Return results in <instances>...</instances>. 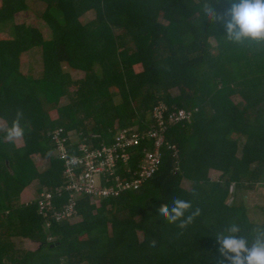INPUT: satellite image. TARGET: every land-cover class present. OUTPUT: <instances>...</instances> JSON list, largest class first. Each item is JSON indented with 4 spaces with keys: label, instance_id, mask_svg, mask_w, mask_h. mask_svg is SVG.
Here are the masks:
<instances>
[{
    "label": "trees",
    "instance_id": "1",
    "mask_svg": "<svg viewBox=\"0 0 264 264\" xmlns=\"http://www.w3.org/2000/svg\"><path fill=\"white\" fill-rule=\"evenodd\" d=\"M40 1L49 39L27 21L14 22L27 0H0V120L9 127L21 111L25 130L17 148L0 129V264H220L217 238L233 225L251 247L264 233V218L249 222L241 192L264 173V42L238 44L207 17L205 6L223 13L225 0ZM91 10L94 18L82 24ZM6 28L10 36H2ZM36 47L39 77L20 70L22 54ZM63 64L83 79L74 81ZM159 103L193 112L191 122L165 132L177 164L164 148L159 170L138 190L95 203L80 197L74 223L47 227L35 202L18 205L32 184L40 194L65 182V161L78 155L83 139L109 144L115 126L144 127ZM58 129L66 159L51 139ZM35 156L48 162L41 172ZM115 174L125 178L123 168ZM175 199L192 203L183 220L200 210L183 229L157 211ZM11 239L38 248L18 251Z\"/></svg>",
    "mask_w": 264,
    "mask_h": 264
},
{
    "label": "built area",
    "instance_id": "2",
    "mask_svg": "<svg viewBox=\"0 0 264 264\" xmlns=\"http://www.w3.org/2000/svg\"><path fill=\"white\" fill-rule=\"evenodd\" d=\"M193 112L184 108L168 107L164 103L149 112L144 127L117 129L109 144L98 147L85 142L78 145V155L66 159L65 138L61 129L51 133L56 154L66 159L65 182L52 191L43 190L34 201L37 214L49 227L51 221L61 225L77 219V203L82 196L95 203L100 199H116L127 190L136 191L159 170L164 148L172 151L178 162V150L169 144L165 132L169 127L191 122ZM130 160L132 165H130ZM123 168L125 178L115 174ZM113 176V183L111 178Z\"/></svg>",
    "mask_w": 264,
    "mask_h": 264
},
{
    "label": "clouds",
    "instance_id": "3",
    "mask_svg": "<svg viewBox=\"0 0 264 264\" xmlns=\"http://www.w3.org/2000/svg\"><path fill=\"white\" fill-rule=\"evenodd\" d=\"M225 2L229 7L223 13H218L214 8L205 6L204 11L207 17L222 25L225 35L238 44L245 41L264 42V0H225ZM22 119L23 113L18 111L15 119L5 131L6 140L15 142L23 138L25 130L21 126ZM191 209L190 201L175 199L171 207L162 204L157 211L168 223L177 224L179 222L177 226L183 229L200 214L197 208L192 211L187 220H183L185 213ZM228 231L230 235L217 238L220 264L224 262L227 264H264V233H261L249 247L248 241L237 235L240 232L238 226L233 225ZM150 245L155 246V241H150Z\"/></svg>",
    "mask_w": 264,
    "mask_h": 264
},
{
    "label": "rangeland",
    "instance_id": "4",
    "mask_svg": "<svg viewBox=\"0 0 264 264\" xmlns=\"http://www.w3.org/2000/svg\"><path fill=\"white\" fill-rule=\"evenodd\" d=\"M27 4H28V10L16 13L14 15V22L20 23V22L27 21L29 25L36 27L41 32L44 39H49L50 30L46 22L40 16V13L42 9L44 8V4L40 0H27ZM93 18H94V13L91 10V11L84 13L80 17V21L82 24H85L91 21ZM10 35L11 33H9V28H6V31L2 32V36H10ZM41 56H42L41 49L37 47L30 49L28 52L23 53L21 57L20 70L23 73H30V75L34 77H39L42 71ZM63 71L69 73L71 78L74 81H81L84 77L83 72L71 70L65 64H63ZM177 93H178L177 89L170 90V94L172 96L176 95ZM118 100H119L118 97L114 99L115 102H118ZM240 100L241 99L238 96L232 97V101L234 103H238ZM67 103H68L67 98H62L60 100V104H67ZM147 118L148 117H146V119ZM7 128L8 126L6 122L5 121L3 122L0 120L1 131L5 132ZM233 137L235 136L233 135ZM242 143L241 144L239 143L240 147ZM13 144L15 145V147L18 148V146L22 145V139L13 142ZM33 163L36 166L38 172H41L44 169H46L48 165L47 161H45L44 159H41L38 156L33 157ZM254 168L255 166L252 165L251 170H253ZM219 177H220V173L218 172H215L210 175V179L212 181H218ZM257 178L258 179L252 183L251 189L241 192V195H243V200L245 201L246 206H247V214H248L249 222L254 223V224H260L264 218V173H262ZM31 186L29 188H26L21 193L18 199V205L25 206V205L33 203L37 199L39 195L38 194L39 185L35 183L33 184V187ZM182 186L185 189H190V184L186 181L182 182ZM0 221L2 223V220ZM76 221L77 219L71 222L74 223ZM138 237L141 240L142 235L138 233ZM10 241L14 244L15 250H18L21 252H26V251L34 252L38 248L37 244L31 243L27 240L11 239Z\"/></svg>",
    "mask_w": 264,
    "mask_h": 264
},
{
    "label": "crops",
    "instance_id": "5",
    "mask_svg": "<svg viewBox=\"0 0 264 264\" xmlns=\"http://www.w3.org/2000/svg\"><path fill=\"white\" fill-rule=\"evenodd\" d=\"M242 142H244V138H240L239 143L241 144ZM242 144H243V143H242ZM240 149H241V147H240ZM213 173H215V172L212 170V171H210L209 175H211V174H213ZM31 187H33V184H32ZM28 188H29V187H28Z\"/></svg>",
    "mask_w": 264,
    "mask_h": 264
}]
</instances>
